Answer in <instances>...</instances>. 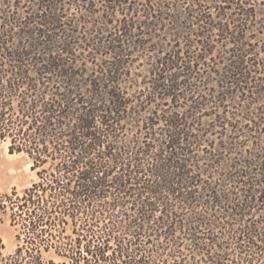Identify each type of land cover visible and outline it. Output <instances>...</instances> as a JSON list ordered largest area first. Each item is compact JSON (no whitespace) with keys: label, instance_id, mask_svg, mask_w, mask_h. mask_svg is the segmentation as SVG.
I'll return each mask as SVG.
<instances>
[{"label":"trees","instance_id":"obj_1","mask_svg":"<svg viewBox=\"0 0 264 264\" xmlns=\"http://www.w3.org/2000/svg\"><path fill=\"white\" fill-rule=\"evenodd\" d=\"M178 1L0 0V139L36 174L0 192V264H264V110L236 107L264 96V0Z\"/></svg>","mask_w":264,"mask_h":264},{"label":"rangeland","instance_id":"obj_2","mask_svg":"<svg viewBox=\"0 0 264 264\" xmlns=\"http://www.w3.org/2000/svg\"><path fill=\"white\" fill-rule=\"evenodd\" d=\"M171 1L176 3V5L179 4V2H181L178 0H171ZM254 2L258 8L263 7V5L261 4L262 0H255ZM181 5H182L181 7L179 6L177 7L183 11L184 8L186 9L190 8L192 4L189 1L188 3H184ZM208 5L209 6L207 10H209V12L214 15L215 9L213 8V4H208ZM194 14L196 15V13ZM143 18L144 16L141 13L136 14L137 20H140ZM166 25L167 26H165L166 27L165 30H163L164 32L157 33V35L159 36L156 35L153 39H151L150 36H146V38H148V43L151 44L155 40L162 41V38H166L165 42H167L168 40H171L172 38H171L170 33H172L171 28L173 27H171V24L168 22L166 23ZM194 26H196V24ZM246 33L248 35L247 39L249 42L253 44V47L255 49H260L259 58L262 61V63H264V16L257 15L255 18H253L252 21L247 26ZM230 46L231 44H228L227 47H230ZM220 49H221V45L217 44L213 50L215 54H212L211 56L217 58L216 53ZM194 51L199 52L200 48L198 47ZM148 54L150 55V53H148L144 49L135 50L133 52L134 61L132 65L130 66L131 71L137 72L140 75V77L147 74V69L149 67L148 59L150 58L148 57ZM209 60L210 59H207L206 61L208 62ZM223 61H226V59ZM89 64L90 63H88V71H91L92 65H89ZM207 64H211V62L209 61V63ZM202 70L204 72L203 74L205 75L209 72L210 69H208V66L204 65L202 67ZM262 70H264V66L262 67ZM256 77L260 78L258 74L256 75ZM262 77L264 79V76ZM237 101H239L238 103H240V105L238 106L235 105L238 108L237 117H241L242 115H248V114L252 115L253 112L258 111L257 107H260L264 110V96H262L258 100L257 103H253V104L250 103L248 105L247 103L249 102V99L247 100V98L238 99ZM243 103L246 104L245 105L246 107L242 106ZM232 105L234 104L230 102L227 107L233 110V108L231 107ZM209 110L211 109L209 108ZM214 110L218 111L217 109H214ZM203 119H206V117L205 118L203 117ZM245 134H247V132H245ZM255 136L259 137L260 144H264V135L256 134ZM240 139H243V138L240 137ZM246 139H247L246 147L250 146V143L252 141H255L254 140L255 138L253 136H249ZM7 144H8L7 141H2L0 139V192L9 193L13 188H15L18 192H21L23 188L29 186L32 183V181L36 178V174L34 171L30 169V160L27 158V156L23 153H9ZM15 234H16V230L9 224V219L7 215L2 214L0 211V238L5 245L4 252H11L15 249L16 244H17ZM44 256L49 257L50 254L45 253ZM54 259L56 261L59 260V258L57 257H54Z\"/></svg>","mask_w":264,"mask_h":264}]
</instances>
